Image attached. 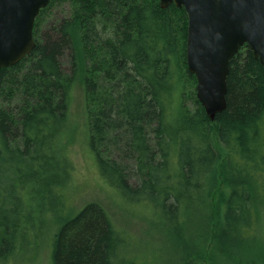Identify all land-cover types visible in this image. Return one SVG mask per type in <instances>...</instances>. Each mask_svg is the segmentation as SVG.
Returning <instances> with one entry per match:
<instances>
[{
    "label": "trees",
    "instance_id": "1",
    "mask_svg": "<svg viewBox=\"0 0 264 264\" xmlns=\"http://www.w3.org/2000/svg\"><path fill=\"white\" fill-rule=\"evenodd\" d=\"M34 38L0 71V264H41L45 237L50 264H264V67L248 45L211 119L175 4L51 0ZM78 81L100 177L164 242L149 257L102 204L71 208L61 140Z\"/></svg>",
    "mask_w": 264,
    "mask_h": 264
},
{
    "label": "water",
    "instance_id": "2",
    "mask_svg": "<svg viewBox=\"0 0 264 264\" xmlns=\"http://www.w3.org/2000/svg\"><path fill=\"white\" fill-rule=\"evenodd\" d=\"M51 0H0V71L36 46L34 28ZM188 15L187 64L197 79V97L214 119L227 107L230 62L248 45L264 67V0H161Z\"/></svg>",
    "mask_w": 264,
    "mask_h": 264
},
{
    "label": "rangeland",
    "instance_id": "3",
    "mask_svg": "<svg viewBox=\"0 0 264 264\" xmlns=\"http://www.w3.org/2000/svg\"><path fill=\"white\" fill-rule=\"evenodd\" d=\"M69 11V3L56 4L48 10L45 26L60 20ZM69 114V127L61 143L74 165L73 179L67 191L74 214L88 203L102 204L110 213L116 226L130 233L134 237V245H142L143 251H147V257H149L150 253L154 252L155 248L163 246L164 242L156 232H151L148 222L144 220L142 209L134 210L130 206L124 207L112 189L100 177L96 158L89 144L84 87L79 81L72 91ZM41 264H50L49 244L46 237Z\"/></svg>",
    "mask_w": 264,
    "mask_h": 264
}]
</instances>
